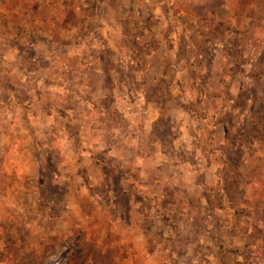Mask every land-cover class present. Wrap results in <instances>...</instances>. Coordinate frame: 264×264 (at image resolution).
<instances>
[{
	"label": "rangeland",
	"instance_id": "1",
	"mask_svg": "<svg viewBox=\"0 0 264 264\" xmlns=\"http://www.w3.org/2000/svg\"><path fill=\"white\" fill-rule=\"evenodd\" d=\"M18 1L0 264H264V0Z\"/></svg>",
	"mask_w": 264,
	"mask_h": 264
},
{
	"label": "crops",
	"instance_id": "2",
	"mask_svg": "<svg viewBox=\"0 0 264 264\" xmlns=\"http://www.w3.org/2000/svg\"><path fill=\"white\" fill-rule=\"evenodd\" d=\"M18 0H9V2H8V0H0V21L3 19V18H7L8 16H9V13L11 14V16L12 15H17L18 14V11H16L17 9H18V7L21 5V3H19V6L17 5L18 4ZM27 3L25 4H22V6L23 7H29V8H35V9H43V7H46V6H48V4H50L49 2L50 1H47V0H27L26 1ZM30 2V3H29ZM86 2H84V4H85ZM74 6H76V5H74ZM84 6V5H83ZM82 6V7H83ZM13 7H16V9H13ZM91 7V6H90ZM14 11H16V12H14ZM32 12H34L33 10H31ZM14 12V13H13ZM23 15H20V17H22ZM28 16V15H27ZM33 16V15H32ZM29 18L31 17L30 15L28 16ZM34 18H35V16H33V17H31V22L34 24V22H33V20H34ZM6 24V23H5ZM4 36V35H3ZM3 36L2 35H0V45H1V43L3 42ZM48 67H50L51 68V63H47L46 64ZM61 66V65H60ZM3 70H2V68H0V77L2 76V74H3V72H2ZM94 80H95V78L94 77H92ZM96 80H98V78L96 77ZM0 82H1V78H0ZM37 85H39V84H37ZM37 87V89H38V86H36ZM32 91V92H31ZM31 91H29L28 92V94H31V93H33V95H34V93H35V89H32ZM34 91V92H33ZM40 96V95H39ZM30 101H32L31 99H30ZM19 102V101H18ZM28 119H30V117H28ZM97 129H99V128H97ZM28 148H29V146H28Z\"/></svg>",
	"mask_w": 264,
	"mask_h": 264
},
{
	"label": "trees",
	"instance_id": "3",
	"mask_svg": "<svg viewBox=\"0 0 264 264\" xmlns=\"http://www.w3.org/2000/svg\"><path fill=\"white\" fill-rule=\"evenodd\" d=\"M49 259H53L52 257H50Z\"/></svg>",
	"mask_w": 264,
	"mask_h": 264
}]
</instances>
